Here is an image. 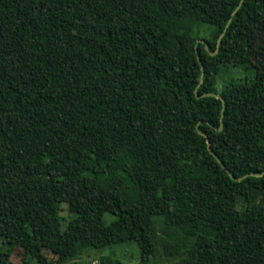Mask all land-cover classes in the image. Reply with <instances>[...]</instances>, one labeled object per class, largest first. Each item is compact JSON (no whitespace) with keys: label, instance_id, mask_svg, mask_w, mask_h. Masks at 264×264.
<instances>
[{"label":"trees","instance_id":"1","mask_svg":"<svg viewBox=\"0 0 264 264\" xmlns=\"http://www.w3.org/2000/svg\"><path fill=\"white\" fill-rule=\"evenodd\" d=\"M263 38L264 0H0V264H264Z\"/></svg>","mask_w":264,"mask_h":264},{"label":"rangeland","instance_id":"2","mask_svg":"<svg viewBox=\"0 0 264 264\" xmlns=\"http://www.w3.org/2000/svg\"><path fill=\"white\" fill-rule=\"evenodd\" d=\"M204 29H208L207 27H204ZM264 40V38H263ZM232 74V75H231ZM248 72H241L240 71H224L221 76L218 77V90H221V85L225 80L231 78L232 76H234V78L236 79H247L248 77ZM251 79V78H249ZM260 104V101H258L257 103H255V106H258ZM61 216L65 217L67 216V207L66 206H61ZM108 217H106L107 219ZM113 253V255H112ZM47 257L50 260V263L53 264L55 262V257L48 255V253H46ZM111 256V258L114 261H117L118 264H138L139 263V249L136 245V243L134 242H127L125 244L119 245L117 247L110 249H106V250H102V251H94V250H87L84 255L82 256V258L79 259H75V260H71L69 262H67L66 264H82V263H91V264H97L99 258H103V259H107ZM23 258L22 252L20 251L19 248H14L13 252L11 253V260L15 263V264H20L21 260ZM159 262L162 264H177L176 262H171V261H167L164 258H160L158 257ZM29 264H36L35 262H30ZM112 264H116L115 262H113Z\"/></svg>","mask_w":264,"mask_h":264},{"label":"water","instance_id":"3","mask_svg":"<svg viewBox=\"0 0 264 264\" xmlns=\"http://www.w3.org/2000/svg\"><path fill=\"white\" fill-rule=\"evenodd\" d=\"M197 128H198V127H197ZM199 133H200V135L204 136V134H203L202 132H199ZM207 146H208V149H209V151H210V153H211L210 145H209V141H208V139H207ZM231 178L234 179L232 176H231Z\"/></svg>","mask_w":264,"mask_h":264}]
</instances>
